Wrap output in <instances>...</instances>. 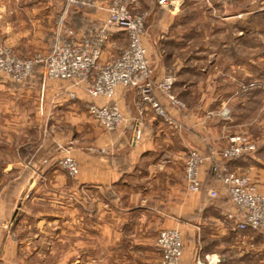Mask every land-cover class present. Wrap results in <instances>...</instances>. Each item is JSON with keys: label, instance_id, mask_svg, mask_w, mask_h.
<instances>
[{"label": "crops", "instance_id": "1", "mask_svg": "<svg viewBox=\"0 0 264 264\" xmlns=\"http://www.w3.org/2000/svg\"><path fill=\"white\" fill-rule=\"evenodd\" d=\"M24 1L0 0V44L26 56L47 52L64 2ZM110 1L103 8H70V24L80 31L104 20ZM192 4L212 13V44L194 42L205 28L189 26L194 13L185 10ZM177 6L149 53L155 80L166 72L177 75L174 90L186 108L155 94L181 122L178 129L150 107L140 112L132 87L118 88L124 120L107 132L90 117L84 89L71 98L69 82L49 80L41 69L25 84L0 78V264L16 263L17 232L28 222L35 223L36 235L47 222L57 237L62 230L67 237L81 235L86 264H162L156 238L165 227L183 233L181 264H264V231L237 229L229 217L237 211L211 160L202 165L199 191L187 190L183 174L192 148L219 157L226 123L217 111L227 103L237 122L262 137L259 150L224 164L246 171L264 190V88L250 94L239 88L253 78L264 81V0H183ZM118 36L112 33L103 59L116 54L112 41ZM136 118L145 122L139 138ZM69 146L79 162L76 178L58 163L60 148ZM211 188L218 196L209 195Z\"/></svg>", "mask_w": 264, "mask_h": 264}, {"label": "built area", "instance_id": "2", "mask_svg": "<svg viewBox=\"0 0 264 264\" xmlns=\"http://www.w3.org/2000/svg\"><path fill=\"white\" fill-rule=\"evenodd\" d=\"M64 9L55 17L53 36L48 54H35L32 58L17 57L14 50L7 44H0V78H9L15 82L28 79L34 72L35 66L44 65V74L48 79L69 82L73 88L69 91L71 98H77L76 90L84 91L94 100L104 98L106 101L89 102L88 108L92 117L106 129L118 128L124 120V114L115 96L118 86L135 87L142 106L149 105L158 118H162L174 128L179 123L159 102L154 94L153 69L148 58V50L143 43L145 34V12L134 13L138 8V0H111L107 7L108 16L95 24L84 28L80 38L76 37V30L68 21L69 7L103 8L106 0H63ZM167 10L174 9L183 0H154ZM112 28L126 32L128 46L112 59H103L105 44L112 35ZM176 75L168 72L159 82L160 88L173 103L179 101L172 94ZM255 82L243 85V88L256 86ZM223 110L222 114H226ZM141 124V123H140ZM136 126V134L141 130ZM256 143L249 137L237 135L230 137L229 144L219 152L212 151L208 157L193 150L185 162L184 178L190 192L199 191L202 187L201 168L203 163L212 158L213 172L217 173L222 187L237 211L229 214L239 230L264 231V193L260 191L248 175L228 172L221 167L218 159L238 158L248 152H254ZM62 166L71 175L78 173L77 162L74 157H65ZM211 197L217 196L215 189L209 190ZM156 244L162 252L163 264H180L183 244L182 233L178 229H164L160 232Z\"/></svg>", "mask_w": 264, "mask_h": 264}, {"label": "rangeland", "instance_id": "3", "mask_svg": "<svg viewBox=\"0 0 264 264\" xmlns=\"http://www.w3.org/2000/svg\"><path fill=\"white\" fill-rule=\"evenodd\" d=\"M32 1L33 0H26V2L28 4L33 3ZM138 1H139L138 8L133 9V12L134 13H137V12H145L147 14L146 15V18H145V29H146V31H145V34H144L143 43L147 47V50H148V58H149V60L151 62L152 69H153V74H152L153 75V83H154V85H153V87H154L153 91H154V94L156 93V91H160L162 93V95L167 98V96L165 95V93L160 88H158V84H159L160 81H162L165 78V76H166V74L168 72H166L164 74V76L162 78H160L159 80H155V77H154L155 76L154 75V66H153V61L151 60V56H150V53H149V47L151 49V47H153L155 45H158V40H159L160 36L162 35V33L165 32V29H164V25H165L164 18H165V16L168 15V14L169 15L172 14V11H176L179 6H177V9L176 10H174L175 8L174 9L172 8V10H167V9L161 8L157 4V2L154 1V0H138ZM23 2H25V1L23 0ZM64 6H65V3H64ZM70 8H74V7H69L68 8V12H69V9ZM180 10H181V8H180ZM187 10L189 12H193L194 13L193 18L189 21V26H195V27H197L196 24H198V25L201 26V28H205V34L203 36H199V37L193 36L194 42H197L198 41V42L201 43L202 40H205L207 44L208 43L209 44H212L214 38H213V27H212V18H211L212 17L211 16L212 13L210 12V10H207L205 7L202 8V6L200 4H197V6H195L194 4H192V6L190 8L187 7V9L185 11H187ZM67 16H68V13H67ZM55 21H54V25H55ZM68 21H69V16H68ZM54 25H53V27L50 28V31H49L51 34H50V38H49V42H50V44H49V50L47 52H44L42 50H35V52L30 53V54H28L26 56V55L18 54L16 52V50L12 48V46H10L9 44H7V45L10 46L11 49L14 50V53H15V55L17 57H21V58H32V57L35 56V54H38V53L48 54L49 51H50L51 38L53 36V32L52 31H53ZM88 26H91V25H88ZM88 26L83 27L82 29H80V31L77 30L75 27L72 26L76 30V32H77L76 37L77 38H80L79 35L80 34L82 35V31L81 30H83L84 28H86ZM203 26H205V27H203ZM195 27H193V28H195ZM111 31L114 34H118L119 33V36H118V38H116L115 40L112 41L113 48L116 51V54H113L112 53L113 55L110 56V57H108L107 59H112V57L117 56L121 52L122 49H125L128 46L127 45L128 44V36H127L126 32H124L122 30H119L118 28H112ZM108 42H109V40L105 44L106 47H105L104 52L106 51ZM115 51H114V53H115ZM107 59H104V60H107ZM38 69L39 70L41 69L44 72V65L43 64L36 65L33 74L28 79H25L24 81L15 82L13 80H10L7 77L1 78V79H7L9 82L14 83V84H18V85L25 84V83H27L28 81L31 80L30 78L33 77L35 71L38 70ZM44 76H45V74H44ZM45 78H46V76H45ZM176 81H177V75H176ZM175 82H174V85H175ZM251 82H255L257 85L254 86V87H252V89H250V88H243L242 87L243 85L251 84ZM174 85H173V88H172V94L174 95V97H176V99L179 102L178 103H176V102L173 103L168 98H167V100L169 102H171L172 104H174V105L176 104V105H178V106H180L182 108H186V105L184 104V102L180 98H178V96L176 95L175 90H174ZM119 87H123V86H118L117 87V90H118ZM128 87H132V86H128ZM128 87H124V88H128ZM132 88H134L135 91H137L135 87H132ZM239 88L244 91L243 93L248 92L247 94H250L254 90H257V89H260V88H264V81L261 80V79H259V78H253L250 81L241 82ZM117 90H116V92H117ZM117 94H118V92L116 93V96H117ZM138 95H139V93L137 91V98H136V101H135V105H136V107L138 108V110L140 112H144V109L146 107H150V106L149 105H146V104H144V106H142L139 102H137ZM116 96H115V98H116ZM90 99H91L90 102L95 101L91 97H90ZM262 99H263L262 106L260 108L261 111L259 113V116L260 117H264V96H262ZM159 102H161V101H159ZM99 103H103V102H99ZM88 104H87V108H88ZM164 107L168 111L167 107L166 106H164ZM121 109H122V107H121ZM224 109L227 110L226 114H222V111ZM88 112H89L90 117L93 120H95L92 117V115L90 114L89 108H88ZM122 112H123V110H122ZM217 113H218L219 117L221 119H224V121L226 123L224 125L225 127L223 128L224 129V134L226 135V143L223 145V147H221L220 151H222V149L229 144L230 137L237 136V135H243V136L245 135V136L249 137L252 141H254L256 143V148H255L256 150H254V151L259 150V146L261 145L260 144V141L261 140L259 138L261 136V134H262L261 131L259 129H257V128H254L252 130L250 127L242 126L241 123L237 122L236 119L233 118L234 117L233 116L234 110H233L232 105L227 104V103L221 105V107H220V109H218ZM174 121H177V123H179V127L178 128H180L182 126L181 125V122L178 121L177 119L174 118ZM164 122L168 126H170L171 128L176 129V128L172 127L171 125H169L166 121H164ZM98 124L101 126V128L104 131H107V132L108 131H111V130L106 129L101 123H98ZM137 125H140L139 128L141 130V132L138 135L136 134V131H137L136 130V126ZM118 128H116V129H118ZM144 128H145V122H143L139 118H136L135 125H134V130H135L134 133H135V137L136 138H139L140 136L143 135ZM114 130H112V131H114ZM8 134H11V133L9 132ZM70 148H71L70 146L69 147H61L60 148L61 155H60V157L58 159V163H59L60 167L64 171H66V173L68 174L69 177L76 178L79 175V173H80V170H79V162H78L77 157L72 154ZM193 150L199 151L201 154H203L206 157H208L210 155V153L208 155H206L203 151H201V150H199L197 148H192V150H190L187 153V155L185 156L183 167L185 165V162H186V159H187L188 155ZM250 153L253 154L254 152H248L245 155L250 154ZM245 155H243V156H245ZM69 156L74 157L75 160H76V162H77V168H78L79 171H78V173L76 175H71L70 172L67 171L62 166V160L65 157H69ZM243 156H241V157H243ZM227 159L228 158L218 159L219 165L221 167H225L228 172H234V173H237V174L240 173V174L248 175L250 177V179L254 183L257 184V186L260 189V191L264 193V190L259 187L257 181H254L251 178V176L246 171L231 170L227 165H225L224 163L227 161ZM234 159H238V158H234ZM209 160H211V166H212V169H213V164L215 162H214V160L212 158H210ZM204 163H203V165H204ZM184 172H185V167H184V170H183V174H184ZM214 174H215V177H216L217 181H219L221 183L220 179L218 178L217 173H214ZM9 178H13V176L12 177H9ZM8 179H7V181H8ZM2 189L3 188H0V203H1L2 194H3L2 193ZM211 189H213V188H211ZM225 193L227 194L226 190H225ZM217 196H218V193H217ZM49 209H50L49 206H44L43 207V210L45 212H48ZM34 225H35V223L28 222V223H26V226H24L22 229H20L17 232V234H18V240H17V242H19L18 243L19 252L16 254V256H17L18 259H17V261H16L15 264H86V262H84V260L86 258L85 256H87V255L85 254L86 252H84V250L81 247V243H82V236L81 235H77L76 234V235H72V237L71 236L70 237H67L66 232L64 230H62L61 231L62 234H60L57 237L56 234L54 233V231H50V226H49L48 222L47 223H43V226L41 227V229H43V230L41 232H39L40 234H37L36 235L35 234V231H34ZM164 229H178V228L177 227H165ZM164 229L160 230L159 231V234ZM178 230L181 231V229H178ZM181 233H182V231H181ZM159 234H158V236H159ZM158 236H157V238H158ZM157 238H156V241H157ZM182 244H183V251H182V257H181L180 264L183 261L182 258H183V254H184V248H185L183 233H182ZM158 247H159V245H158ZM159 249H160V247H159ZM160 253H161V260H162V252H161V249H160ZM93 264H95V263H93ZM162 264H163V260H162Z\"/></svg>", "mask_w": 264, "mask_h": 264}, {"label": "trees", "instance_id": "4", "mask_svg": "<svg viewBox=\"0 0 264 264\" xmlns=\"http://www.w3.org/2000/svg\"><path fill=\"white\" fill-rule=\"evenodd\" d=\"M69 10H70V9H69ZM70 11H71V10H70ZM70 11H69V13H70ZM69 17H70V16H69ZM239 158H240V157H238V159H239ZM228 160H236V159H234V158H228L227 161H228ZM214 175H215V174H214Z\"/></svg>", "mask_w": 264, "mask_h": 264}]
</instances>
